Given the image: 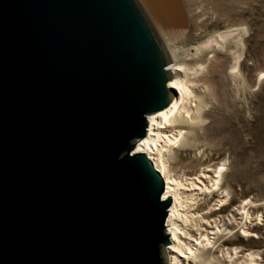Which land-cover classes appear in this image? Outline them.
<instances>
[{
    "label": "water",
    "instance_id": "1",
    "mask_svg": "<svg viewBox=\"0 0 264 264\" xmlns=\"http://www.w3.org/2000/svg\"><path fill=\"white\" fill-rule=\"evenodd\" d=\"M165 64L141 0H0V264H164Z\"/></svg>",
    "mask_w": 264,
    "mask_h": 264
},
{
    "label": "rangeland",
    "instance_id": "2",
    "mask_svg": "<svg viewBox=\"0 0 264 264\" xmlns=\"http://www.w3.org/2000/svg\"><path fill=\"white\" fill-rule=\"evenodd\" d=\"M179 3L187 24L170 37L158 30L175 64L188 66L197 110L192 121L176 118L185 136L168 155L167 167L178 177L194 176L207 166L222 174L218 186L203 192L195 206L220 227L209 239L214 243L200 251V263L221 259L236 247L240 256L253 252L264 264V0ZM230 32L196 53L198 44ZM193 68H201L196 76Z\"/></svg>",
    "mask_w": 264,
    "mask_h": 264
},
{
    "label": "bare ground",
    "instance_id": "3",
    "mask_svg": "<svg viewBox=\"0 0 264 264\" xmlns=\"http://www.w3.org/2000/svg\"><path fill=\"white\" fill-rule=\"evenodd\" d=\"M141 2L146 9L150 28L157 37L165 59L164 76L168 81L164 90L169 102L161 110L148 114L146 135L136 142L133 152L145 154L152 162L164 183L161 198L170 200L165 223L166 232L169 235V246L162 249L164 263L202 264L200 263V251L214 243L209 239L215 238L220 227L217 219L207 218L206 213L196 211L195 206L203 192H207L208 189L214 190L211 188L213 185L218 186L219 177L222 174L220 170L216 171L218 168L214 171L207 166L194 176L178 177L179 175L175 176L170 173L167 167L168 155L183 142L185 136V131L176 127V118L182 117L186 121H192L193 114L197 109H195V104L191 103L194 94L190 85L187 84L188 66L175 64L159 30L170 37V35L178 33L187 23L184 21L179 0H141ZM230 34L231 32L213 34L214 36L205 42L195 45L196 53L202 52L212 44L221 43L222 38ZM198 66L200 65L198 64ZM200 70L201 68L194 70L192 75L196 76L197 71ZM224 201L218 202L223 204ZM242 208H245L244 204ZM246 221L249 222L248 219ZM242 232L249 233L247 229H243ZM214 257L207 258V262L204 264H209L211 260L216 261V264H260L257 262L260 259L258 254L248 252L240 256V250L236 247L223 252L221 259Z\"/></svg>",
    "mask_w": 264,
    "mask_h": 264
}]
</instances>
